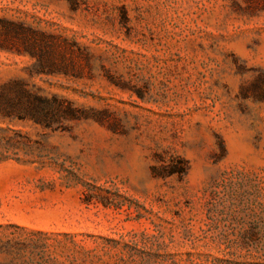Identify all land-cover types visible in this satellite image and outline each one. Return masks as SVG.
I'll use <instances>...</instances> for the list:
<instances>
[{
	"label": "rangeland",
	"instance_id": "rangeland-1",
	"mask_svg": "<svg viewBox=\"0 0 264 264\" xmlns=\"http://www.w3.org/2000/svg\"><path fill=\"white\" fill-rule=\"evenodd\" d=\"M21 88L81 117L0 113L17 264H264V0H0V112Z\"/></svg>",
	"mask_w": 264,
	"mask_h": 264
},
{
	"label": "trees",
	"instance_id": "trees-1",
	"mask_svg": "<svg viewBox=\"0 0 264 264\" xmlns=\"http://www.w3.org/2000/svg\"><path fill=\"white\" fill-rule=\"evenodd\" d=\"M1 101L4 102L5 108H2L1 114L5 118L17 119L19 121H32L34 124L42 126L47 130L57 131L62 123L79 120L81 117L80 111L75 109L70 103L60 101L56 98L47 99L35 95L26 89H22L13 97L9 94H3ZM183 166L181 173L186 172ZM84 203L89 205L100 203L105 208L115 207L120 209L123 205L115 203L114 199L104 198L96 194L90 185H85ZM18 229V227L14 226ZM27 250L30 246L26 243L15 242L13 240L2 241L0 239V255L5 254L7 261L0 264H17L15 251L17 248ZM23 264H29L24 262Z\"/></svg>",
	"mask_w": 264,
	"mask_h": 264
}]
</instances>
